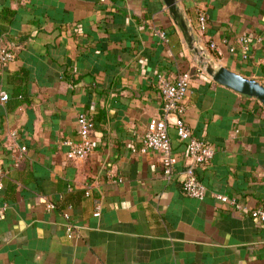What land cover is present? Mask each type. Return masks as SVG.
<instances>
[{
	"label": "crops",
	"instance_id": "0c3cea01",
	"mask_svg": "<svg viewBox=\"0 0 264 264\" xmlns=\"http://www.w3.org/2000/svg\"><path fill=\"white\" fill-rule=\"evenodd\" d=\"M179 6L198 49L164 0H0V50L15 53L0 62V264H264V222L250 213L264 206V105L205 69L213 60L264 83V0ZM187 71L184 118L215 148L197 168L202 199L182 189L174 126L173 177L160 151L141 150L163 113L157 75ZM80 112L94 119V148L70 158Z\"/></svg>",
	"mask_w": 264,
	"mask_h": 264
},
{
	"label": "built area",
	"instance_id": "2783aa9c",
	"mask_svg": "<svg viewBox=\"0 0 264 264\" xmlns=\"http://www.w3.org/2000/svg\"><path fill=\"white\" fill-rule=\"evenodd\" d=\"M208 14L204 4L197 8L198 29L203 33L207 27ZM163 34V33H162ZM238 41L242 44L243 56H248L249 41L246 36H240ZM210 46L221 53V49L213 41ZM234 49V46L232 47ZM15 53L8 47L0 50V62L11 60ZM191 72L181 73L171 78L163 73L157 75V86L163 97V113L161 116L150 120L147 130L142 137L141 150H158L162 153L163 168L166 177L171 178L176 172L177 154L174 151L169 127L176 128L178 136L186 142L188 162L185 167V176L181 179L183 191L193 197L204 198L207 194V186L197 174V168L207 164L215 154V148L205 138L196 135L187 124L184 114L187 109L186 98L189 90ZM8 92H3L1 100H7ZM95 126L94 119L86 112H80L77 116V140L67 139L69 145L67 156L70 158H84L94 148V140L91 132ZM22 149H26L25 146ZM2 184H0V187ZM217 198L226 202L230 201L237 208L243 205L234 197L220 193ZM250 213L253 217L264 222V206L252 208ZM66 218L70 217L69 210L64 211ZM68 234H73V225L68 224Z\"/></svg>",
	"mask_w": 264,
	"mask_h": 264
},
{
	"label": "water",
	"instance_id": "95a60500",
	"mask_svg": "<svg viewBox=\"0 0 264 264\" xmlns=\"http://www.w3.org/2000/svg\"><path fill=\"white\" fill-rule=\"evenodd\" d=\"M164 2L175 22L182 30L188 45L193 49H198L196 35L181 11L179 0H164ZM205 69L217 82L227 85L241 93L257 97L264 105V83L260 80L233 71L224 65H216L213 60L205 63Z\"/></svg>",
	"mask_w": 264,
	"mask_h": 264
},
{
	"label": "trees",
	"instance_id": "16d2710c",
	"mask_svg": "<svg viewBox=\"0 0 264 264\" xmlns=\"http://www.w3.org/2000/svg\"><path fill=\"white\" fill-rule=\"evenodd\" d=\"M263 72H264V66H263Z\"/></svg>",
	"mask_w": 264,
	"mask_h": 264
}]
</instances>
